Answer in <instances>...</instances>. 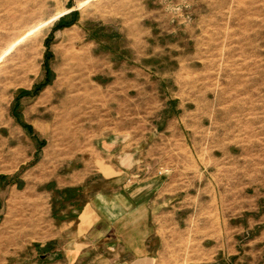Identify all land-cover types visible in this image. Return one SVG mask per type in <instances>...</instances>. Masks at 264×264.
<instances>
[{"label":"rangeland","instance_id":"rangeland-1","mask_svg":"<svg viewBox=\"0 0 264 264\" xmlns=\"http://www.w3.org/2000/svg\"><path fill=\"white\" fill-rule=\"evenodd\" d=\"M153 175L159 264H264V0H0V264Z\"/></svg>","mask_w":264,"mask_h":264},{"label":"crops","instance_id":"crops-1","mask_svg":"<svg viewBox=\"0 0 264 264\" xmlns=\"http://www.w3.org/2000/svg\"><path fill=\"white\" fill-rule=\"evenodd\" d=\"M102 154L108 164L97 170L108 171L110 183H119L121 174L128 173L134 151L127 140L119 136L101 140ZM124 158L127 166H119L112 159ZM137 167V166H136ZM146 169V168H145ZM144 170V169H143ZM131 176V175H130ZM158 176L138 182L126 180L119 192L95 196L94 202L82 207L74 223H69L59 234V244L43 257L46 264H159L153 255L158 252L148 241L147 233L150 204L149 191L157 190ZM76 181L66 187H79ZM162 183V182H161ZM155 185V188H154ZM155 203V202H154ZM131 232L136 235L132 236Z\"/></svg>","mask_w":264,"mask_h":264},{"label":"trees","instance_id":"trees-1","mask_svg":"<svg viewBox=\"0 0 264 264\" xmlns=\"http://www.w3.org/2000/svg\"><path fill=\"white\" fill-rule=\"evenodd\" d=\"M73 17V19L70 21V22H68V23H64V20H61V22L57 25V28L58 27H69V26H71L75 21H76V17H74V16H76V13H72L71 14Z\"/></svg>","mask_w":264,"mask_h":264}]
</instances>
